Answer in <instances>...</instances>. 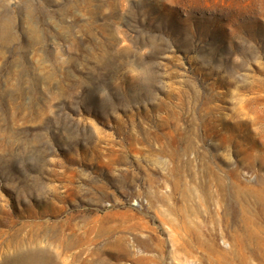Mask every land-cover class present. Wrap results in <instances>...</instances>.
<instances>
[{
	"label": "rangeland",
	"instance_id": "obj_1",
	"mask_svg": "<svg viewBox=\"0 0 264 264\" xmlns=\"http://www.w3.org/2000/svg\"><path fill=\"white\" fill-rule=\"evenodd\" d=\"M264 264V0H0V264Z\"/></svg>",
	"mask_w": 264,
	"mask_h": 264
},
{
	"label": "bare ground",
	"instance_id": "obj_2",
	"mask_svg": "<svg viewBox=\"0 0 264 264\" xmlns=\"http://www.w3.org/2000/svg\"><path fill=\"white\" fill-rule=\"evenodd\" d=\"M32 264H44L42 254L37 252L34 254L33 263ZM47 264H57V262L54 260L48 261Z\"/></svg>",
	"mask_w": 264,
	"mask_h": 264
}]
</instances>
